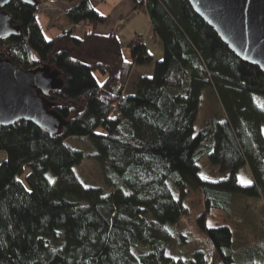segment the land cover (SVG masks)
<instances>
[{
    "label": "trees",
    "instance_id": "16d2710c",
    "mask_svg": "<svg viewBox=\"0 0 264 264\" xmlns=\"http://www.w3.org/2000/svg\"><path fill=\"white\" fill-rule=\"evenodd\" d=\"M49 2H76L64 11L69 26L51 39L37 15ZM135 2L148 11L165 55L129 95L133 68L153 56L138 44L127 59L118 33L96 31L107 16L88 0L7 5L19 31L0 40V56L27 70L54 68L47 101L62 125L55 135L26 120L0 127L7 153L0 163V264H264L263 235L238 251L230 226L207 224L214 209L233 216L236 198L264 200V70L238 57L189 0ZM83 23L84 35H76ZM207 87L218 94L224 118L197 129ZM77 137L94 143L108 193L75 174L84 154L68 141ZM205 158L223 178L204 177ZM26 167L27 184L19 179ZM243 167L252 183L240 179ZM192 189L203 192L198 224L211 258L202 249L190 259L168 257L175 227L190 215L184 200Z\"/></svg>",
    "mask_w": 264,
    "mask_h": 264
},
{
    "label": "water",
    "instance_id": "95a60500",
    "mask_svg": "<svg viewBox=\"0 0 264 264\" xmlns=\"http://www.w3.org/2000/svg\"><path fill=\"white\" fill-rule=\"evenodd\" d=\"M17 0H0V40L16 35L19 28L6 7ZM34 5L36 0H21ZM197 14L216 29L242 60L264 70V0H189ZM57 82L47 66L18 67L0 56V127L26 120L51 135L60 129L62 118L49 109L47 97Z\"/></svg>",
    "mask_w": 264,
    "mask_h": 264
},
{
    "label": "rangeland",
    "instance_id": "374dc122",
    "mask_svg": "<svg viewBox=\"0 0 264 264\" xmlns=\"http://www.w3.org/2000/svg\"><path fill=\"white\" fill-rule=\"evenodd\" d=\"M44 9V7L42 8ZM66 9L64 8L62 12H64ZM143 15V14H142ZM64 17V15L62 16ZM45 15L44 13L39 14V19H44ZM60 20V19H59ZM41 26L43 27V31L45 34V37L48 39H51L53 37H56L57 35L62 33L61 30H56V28H51L46 25L43 20L40 21ZM139 26L143 25L145 29L149 28L151 25V21H149V18L144 17V19H138ZM86 29V24L83 23V25H78L74 28V33L76 35H84ZM132 27L129 26V28L124 32L123 38H120L121 43L123 45L124 55L128 59H132V46L131 43L133 40L137 37L139 34L132 33ZM57 31V32H56ZM141 35V34H140ZM142 37H147L146 30L143 32ZM151 45H149V52L154 54V59L149 63H144L136 65V67L133 68L131 72V77L129 78V81L127 83V95L131 94L134 90V85L138 82L139 77L141 75H149L152 76L155 69V63L157 61H160V59L164 58V45L161 40V38L157 37V42H154L153 38H151ZM66 46L70 49H72L71 44L69 42H63L61 46ZM54 69V68H52ZM95 76L99 79L100 82H103L105 80V76L98 70L94 72ZM175 77V75H174ZM201 108L198 113V118L195 123V127L197 129L201 128V126L206 122L208 118H224L223 115V106L220 102V99L218 97V94L215 93L214 89L211 87L205 88L203 91V99L201 102ZM99 131H104L103 128H101ZM68 143L76 148V149H82L84 158L83 160L78 163L74 167L75 174L80 177L81 181L85 185H93L102 187L105 193H108L110 191L109 185H107L106 181V175L104 174L102 165L99 164L97 160V150L95 148L94 143H92L90 138H70ZM7 153L6 150L0 149V163L5 159ZM202 174L206 175L210 170V161L209 159L205 158L202 162ZM29 172V168L26 167L25 171L19 175V179L22 180L24 183L27 184V178L26 175ZM241 179L245 182V179L241 177ZM170 187L177 196V189L173 184H170ZM235 203L233 205V211L234 215L237 217H241V213L244 211L246 212L247 209L251 206L254 208L253 202H243L241 198H236ZM184 203L190 207V215L188 217L183 218L180 220L175 227V241L174 243L170 244L168 248L166 249V255L175 259H178L180 257H184L187 259H190L193 255L194 251L196 250H204L206 253V256L208 258H211V246L208 242V237L205 234V232L201 229L200 224H198V218L201 214L205 211V202H203V192L200 191V189H192L188 195V197L184 200ZM254 214L248 213L246 216H243L247 219V222L249 224V230H250V236L246 238L244 243H252L254 241L255 236H259L258 233H253L255 222L252 221L258 218L263 219L264 221V212L261 213L260 209L254 208ZM234 215L229 216L228 212L225 210H219L214 209L210 211V214L207 217V224L209 227H220L222 225H228L231 227L233 233H235L236 243L242 241L243 234L241 233L242 229L244 227H248V225H244V227H241L240 223H236L234 220ZM242 219V217H241ZM256 227V225H255ZM264 229V228H263ZM234 238V243H235ZM242 243V242H241ZM239 245V244H238ZM240 246V245H239ZM142 247V246H141ZM144 248V247H143ZM139 248L134 249L135 253H137V250L139 251ZM146 251V248L143 249ZM239 264V263H238Z\"/></svg>",
    "mask_w": 264,
    "mask_h": 264
},
{
    "label": "crops",
    "instance_id": "0c3cea01",
    "mask_svg": "<svg viewBox=\"0 0 264 264\" xmlns=\"http://www.w3.org/2000/svg\"><path fill=\"white\" fill-rule=\"evenodd\" d=\"M90 2V4L92 5V7H94L99 13H101L102 15H106L107 19L104 21V23L99 24L96 28V31L100 34H106L112 31H115L116 33L119 34L120 38L125 37L124 36V32H126V30L129 28V26L132 27V33L137 34H141L143 35V32L146 30L147 32V37H143L144 41L143 43L145 44L148 53L149 52V45H151V38H153L154 42H157V36L154 34V32H152V25H150L149 28L145 29V27L143 25H141V27L139 26V22L138 19H144V17H148L149 21H150V17H149V13L146 10H140L136 8V2L135 0H88ZM76 2H71V3H53V4H45L43 7L44 9H40L39 12L37 13L38 15V19H39V14L40 13H44L45 18L44 19H39V21L43 20V22L46 23L47 26L51 27V28H56V30H61L62 28H67L68 25V20L67 18L63 15H65L64 12H62V10L68 9L70 8L72 5H75ZM143 14V15H142ZM60 19V20H59ZM41 24V22H40ZM83 25V24H82ZM57 32V31H56ZM122 44V43H121ZM132 46V44H131ZM152 54V53H151ZM153 59H154V54H152ZM129 59V58H128ZM152 59V60H153ZM131 60V59H129ZM151 60V61H152ZM149 61V62H151ZM136 67V65H135ZM136 85V84H135ZM135 85H134V90L132 93H134L135 91ZM127 87V86H126ZM127 90V88H126ZM131 93V94H132ZM125 94L127 95L126 91ZM200 129V128H199ZM263 133H264V126H263ZM205 178L207 179H212V180H220L221 178L224 177L223 174H221L220 172L217 171V169H213L210 170L206 175H204ZM239 177L241 179L244 178L246 183H252V181H254L253 176L249 170V168L247 167H243L241 169V171L239 172ZM243 202H253L254 203V208L255 209H260L261 213L264 212V200L262 199H258V200H247L245 201L244 198H242ZM254 208H252L251 206L247 209L246 212H242L240 215L242 217H237L234 215V220L236 223H240L241 227H244V225H248V227H244V229H242L241 233L243 234V238H242V243L239 242L238 245L237 243H235L236 245V250H241L245 247V245H247L245 242L246 238H248L250 236V230H249V224L247 222V219L244 218L243 216H246L248 213H252L254 214ZM253 222H255L254 225V229H253V233H258L257 230L260 232L259 236H255L254 241L252 243L255 242V240L259 239L261 237V235H263L264 237V221L263 219L260 220V218L253 220Z\"/></svg>",
    "mask_w": 264,
    "mask_h": 264
},
{
    "label": "built area",
    "instance_id": "2783aa9c",
    "mask_svg": "<svg viewBox=\"0 0 264 264\" xmlns=\"http://www.w3.org/2000/svg\"><path fill=\"white\" fill-rule=\"evenodd\" d=\"M143 41H144V38L141 35H137V37L133 40V42L131 44L133 47H135L138 44H144Z\"/></svg>",
    "mask_w": 264,
    "mask_h": 264
},
{
    "label": "snow or ice",
    "instance_id": "6c2138e0",
    "mask_svg": "<svg viewBox=\"0 0 264 264\" xmlns=\"http://www.w3.org/2000/svg\"><path fill=\"white\" fill-rule=\"evenodd\" d=\"M250 183V182H249Z\"/></svg>",
    "mask_w": 264,
    "mask_h": 264
}]
</instances>
